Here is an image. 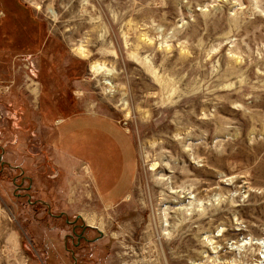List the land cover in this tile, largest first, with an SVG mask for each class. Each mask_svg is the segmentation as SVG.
Here are the masks:
<instances>
[{"label":"rangeland","instance_id":"rangeland-1","mask_svg":"<svg viewBox=\"0 0 264 264\" xmlns=\"http://www.w3.org/2000/svg\"><path fill=\"white\" fill-rule=\"evenodd\" d=\"M1 5L0 264H264V0Z\"/></svg>","mask_w":264,"mask_h":264},{"label":"crops","instance_id":"crops-1","mask_svg":"<svg viewBox=\"0 0 264 264\" xmlns=\"http://www.w3.org/2000/svg\"><path fill=\"white\" fill-rule=\"evenodd\" d=\"M97 128L92 127V131H90V135L88 137H86V139L84 140L83 137H81L78 140V143L81 145V156L82 158L85 160V154L88 156H86L88 158L86 164L88 166V169L90 170L91 174L94 175L93 177L96 178L95 182L97 183V185H101L102 187H104V192L106 193L107 197H115V195H117L118 193L121 192V187L122 185L126 184V180L128 177V168L126 166V164L123 163V169H121V153L120 151H118V156L117 159H111V160H105L102 161L103 159V154L102 152H99V147L98 145H100V141L102 138V142L104 141L106 144H111L114 146V141H111L110 138H114V135L111 136L110 134H104L102 131L99 132L97 130H95ZM89 132V131H88ZM99 132V133H98ZM90 137L92 138L93 142H89ZM108 137V138H106ZM106 139L108 140L106 142ZM84 140V142H83ZM111 141V142H110ZM117 142H119V140H117ZM85 144V146L87 145V148L83 145ZM82 145L85 147V149H83L84 147H82ZM110 146H106V151H108V147ZM90 146V148H89ZM110 150H118V148H114L113 147ZM105 153V151H104ZM91 155V159L90 156ZM91 160V162H90ZM112 161V165L116 166H112L109 167V162ZM106 167V169H105ZM118 167V168H117ZM120 170V172H119ZM119 178V179H118ZM99 181L101 182V184L99 183ZM106 188V189H105ZM100 191V190H99Z\"/></svg>","mask_w":264,"mask_h":264},{"label":"flooded vegetation","instance_id":"flooded-vegetation-1","mask_svg":"<svg viewBox=\"0 0 264 264\" xmlns=\"http://www.w3.org/2000/svg\"><path fill=\"white\" fill-rule=\"evenodd\" d=\"M2 6H4V5H1V7H0V9L2 8ZM3 9V8H2ZM21 189V188H20ZM27 190H29L30 189V187H27L26 188ZM70 223V222H69ZM75 227L77 226L76 224L74 225ZM90 227V226H89ZM72 238L74 239V236H72ZM76 238V237H75ZM77 239H78V243H76V245L77 246H79V244H80V242L82 241V240H86V238L83 236V235H77ZM71 254H72V257L74 258V260H76V258H75V256H74V251L73 252H71ZM77 263V262H76Z\"/></svg>","mask_w":264,"mask_h":264},{"label":"bare ground","instance_id":"bare-ground-1","mask_svg":"<svg viewBox=\"0 0 264 264\" xmlns=\"http://www.w3.org/2000/svg\"><path fill=\"white\" fill-rule=\"evenodd\" d=\"M79 53H81V56H85L86 55V50L82 49V47H79L78 50H77ZM92 68H96V64L95 65H92ZM72 138V137H71ZM76 143V142H75ZM156 166V164H153L152 165V168H154ZM85 167V166H84ZM85 169V168H84ZM88 170V169H87ZM87 173V172H86ZM197 198V197H196ZM92 224V222H90ZM251 238V237H250ZM242 243V242H241ZM215 247V246H214ZM234 247V246H233ZM236 248V247H235ZM262 254V253H261ZM257 262V261H256ZM264 262V261H263ZM262 263V262H261Z\"/></svg>","mask_w":264,"mask_h":264},{"label":"water","instance_id":"water-1","mask_svg":"<svg viewBox=\"0 0 264 264\" xmlns=\"http://www.w3.org/2000/svg\"><path fill=\"white\" fill-rule=\"evenodd\" d=\"M100 234H102V232L100 231Z\"/></svg>","mask_w":264,"mask_h":264}]
</instances>
